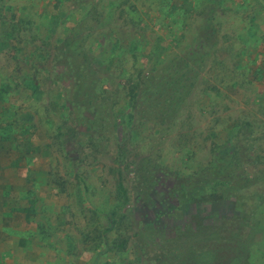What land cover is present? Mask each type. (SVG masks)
Segmentation results:
<instances>
[{"label":"rangeland","instance_id":"rangeland-1","mask_svg":"<svg viewBox=\"0 0 264 264\" xmlns=\"http://www.w3.org/2000/svg\"><path fill=\"white\" fill-rule=\"evenodd\" d=\"M10 1L2 264H264V0ZM218 147L235 195L171 213Z\"/></svg>","mask_w":264,"mask_h":264},{"label":"trees","instance_id":"trees-1","mask_svg":"<svg viewBox=\"0 0 264 264\" xmlns=\"http://www.w3.org/2000/svg\"><path fill=\"white\" fill-rule=\"evenodd\" d=\"M231 134L233 133L231 132ZM212 154L211 162L201 168L198 173L188 177L184 174L177 175L178 183L175 182V188L169 192L170 201L168 203L172 210L171 213L174 214L188 206H211L213 208L215 205H221L230 200L235 195L232 183L240 177L237 154L222 151V147L214 149ZM239 205H243V203ZM210 213L206 216H209ZM244 213L245 210L242 208L241 214ZM111 230L112 227L106 231L110 232Z\"/></svg>","mask_w":264,"mask_h":264},{"label":"crops","instance_id":"crops-1","mask_svg":"<svg viewBox=\"0 0 264 264\" xmlns=\"http://www.w3.org/2000/svg\"><path fill=\"white\" fill-rule=\"evenodd\" d=\"M20 2L21 0H11L10 2H11V5H14V2ZM9 9H11V8H9ZM9 196H6V195H1L0 196V198H1V201L2 202H4V203H6V202H8L9 200V198H8ZM15 217V216H14ZM13 217V218H14ZM2 218L3 219H0V233H1V231H5V229L6 228H8V227H10V225H9V221H10V219H8L7 221H5V219H7V217L5 218L4 216H2ZM16 219V218H15ZM15 219H13V221L15 220ZM17 220V219H16ZM19 220V219H18ZM1 235V234H0ZM5 243H7V246H9V243L7 242V241H5V239L2 237V238H0V248H4L5 247ZM9 252H10V250H9V248H6V250H2L0 253H2V254H0V264H2V260H4L5 258H4V254L5 253H7V254H9Z\"/></svg>","mask_w":264,"mask_h":264}]
</instances>
